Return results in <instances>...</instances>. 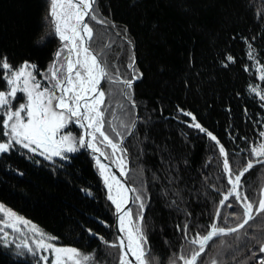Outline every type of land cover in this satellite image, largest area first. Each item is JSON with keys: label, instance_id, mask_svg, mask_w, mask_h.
I'll list each match as a JSON object with an SVG mask.
<instances>
[{"label": "trees", "instance_id": "1", "mask_svg": "<svg viewBox=\"0 0 264 264\" xmlns=\"http://www.w3.org/2000/svg\"><path fill=\"white\" fill-rule=\"evenodd\" d=\"M48 8V0H0V56L6 55L13 65L24 61L37 65L41 70L37 79L58 50V41L44 19ZM98 8L99 17L107 18V23L90 21L96 33L93 47L100 50L110 45L104 48L106 59L114 65L113 71L119 69L120 79L131 77L126 65L133 53L144 74L131 90L137 104L133 110L136 127L121 126V120L132 117H125L118 107L122 85L115 82L102 83L103 89L113 93L111 99L106 98L105 120L125 136L127 180L138 189L133 200L142 192L146 197L144 222L151 251L162 264H168L170 256L183 264L177 257L198 248L189 243L197 232L206 234L213 222L235 227L242 217L219 205L231 188L219 146L189 127L185 122L190 123V117L178 109L192 112L219 139L234 172L254 159L250 149L264 139L259 136L264 131V102L250 86L264 89V81L259 79L255 60L248 58L249 48L242 38H248L264 64V19L257 17L264 12V0H98ZM226 54L236 59L227 68L222 66ZM245 65L250 69L247 72ZM3 87L0 80V90ZM68 156V160L54 157L49 161L19 146L0 154V203L57 237V246L94 253L98 263L109 264L117 250L98 236L116 240L114 214L96 163L85 150ZM263 186L264 165L258 164L242 177L240 191L258 201ZM229 202L234 203V197ZM138 206L139 201L131 204L134 212ZM217 210L220 217L215 215ZM241 212L237 206L236 213ZM184 223L192 230L187 239L176 230L177 224ZM244 231L250 236L255 228L246 226L239 233L214 237L197 264L212 260L252 264L253 245L247 238L238 239ZM0 264L34 263L0 241Z\"/></svg>", "mask_w": 264, "mask_h": 264}, {"label": "snow or ice", "instance_id": "2", "mask_svg": "<svg viewBox=\"0 0 264 264\" xmlns=\"http://www.w3.org/2000/svg\"><path fill=\"white\" fill-rule=\"evenodd\" d=\"M48 6V13L44 19L52 30L50 34L58 36L61 47L56 51L53 61L41 79H37L41 71L37 65L29 61L13 65L6 55L0 56V80L4 81V87L0 90V117H2L0 154L9 153L19 146L52 161L54 157L68 160V154L76 153L80 149H90L95 154L99 174L108 189L107 199L115 206L117 230L123 235L109 242L97 233L91 230L89 232L93 236H98L104 244L119 249L118 264H162L160 258L151 251L148 240V227L144 222L143 211L146 197L142 192L136 195L134 200L130 199L129 193H136L138 189L129 187L126 180L122 179L128 174L125 136L105 120L106 98L111 99L113 93L103 89L102 82L108 84L115 82L122 85L117 93L122 98L118 107L125 117H132L127 122L121 120V126L130 129L136 127L138 121L133 116V110L136 109L137 104L131 90L135 81L141 80L144 74L137 67L136 56L133 53L126 65L132 71V75L120 79L119 69L115 68L113 71L114 65L106 59L108 53L104 48H110V45H105L100 50L93 47L96 33L90 21L101 25L107 23V18L101 19L98 15V0H48ZM257 17L264 19V12H258ZM242 39L249 48L248 58L255 60L256 65L259 66L257 69L260 73L259 79L264 81V64H261L260 59L257 58L256 50L248 38ZM128 43L132 44V41L129 40ZM235 62L233 55L226 54L222 66L227 68ZM244 70L249 71V66L245 65ZM42 80L47 83L42 84ZM250 91L256 93L264 102V89L260 86H250ZM21 94L25 102L14 104L21 98ZM178 111L190 117L191 122H185L189 127L205 134L219 146V153L223 156V171L228 174V183L231 185L227 194L219 201V205L232 208L231 215L242 217V222L237 223L235 227L227 228L213 222L208 226L210 230L206 234L201 235L197 232L189 241L190 244L198 245V248L191 250L189 255H179L177 259L183 261V264H197L201 254L205 253L214 237L239 233L249 226L254 227L255 231L250 236L244 231L243 237L238 239L247 238L248 244L253 245L255 250L249 258L252 264H264V188L261 189V198L258 201L250 200L248 195L240 191L241 179L245 173L258 164L264 165V139L257 146L251 147L250 155L254 159H248L241 170L234 172L229 161V153L219 139L203 127L192 112L183 109ZM106 123H109V128L105 127ZM70 124L83 129V134L77 137L71 131L65 133L64 130ZM259 136L264 138V131H261ZM106 149L111 150V157ZM110 159L119 169V176L111 172L110 164L103 162ZM153 179L158 177L154 176ZM230 197H234V203H226ZM135 201H139V206L134 212L128 205ZM171 203L172 206H177L176 201ZM237 206L242 209L239 214L236 213ZM0 213L3 214L0 215V234H2L0 241L4 245L15 242L9 240L11 233L6 229H11L12 233L28 229L33 234L31 241L25 237L16 244V248L26 249L34 256L39 254L43 264H97L94 253H84L74 247L57 246L55 243L57 237L42 232L25 218L5 208L2 203H0ZM186 215L191 214L186 213ZM215 215L220 217L221 214L217 210ZM223 219L227 220L228 217L225 216ZM257 220L261 221L259 225L255 223ZM176 230L184 232L185 239L192 231L188 223L177 224ZM173 256L176 254L174 253ZM168 264H176V259L170 256ZM211 264H217V261L212 260Z\"/></svg>", "mask_w": 264, "mask_h": 264}, {"label": "rangeland", "instance_id": "3", "mask_svg": "<svg viewBox=\"0 0 264 264\" xmlns=\"http://www.w3.org/2000/svg\"><path fill=\"white\" fill-rule=\"evenodd\" d=\"M49 29H50V26H49ZM52 30L50 29V32H51ZM54 35V34H53ZM55 36V38L57 39V41H58V48H60L61 47V41L58 39V37L56 36V35H54ZM41 79V78H40ZM42 81H44V80H42ZM41 81V82H42ZM47 83V81H44V82H42V84H46ZM103 83V82H102ZM19 101V102H18ZM15 102H18V104L19 103H24L25 102V99L23 98V96H22V94H21V98L20 99H18L17 101H15ZM1 119H2V117H0ZM71 127H75L76 129H77V132H74L73 131V129L71 128ZM69 131H71V133L73 134V135H76L77 137L79 136V135H81V129L79 128V126H77V125H75V124H70L69 126H68V128H66L65 130H64V132L65 133H67V132H69ZM81 150H83V149H81ZM110 154H111V150L110 149H106ZM90 154V153H89ZM37 155H39L38 153H37ZM40 156V155H39ZM92 156V155H91ZM93 157V156H92ZM95 162V161H94ZM96 163V162H95ZM129 163V162H128ZM97 166V165H96ZM127 166V165H126ZM128 169H129V167H128ZM97 170H98V167H97ZM98 172H99V170H98ZM128 172V171H127ZM100 175V174H99ZM101 177V176H100ZM101 180H102V182H103V178L101 177ZM103 185H104V188H105V191H106V197H107V190H106V186H105V184H104V182H103ZM262 188H264V186L262 187ZM109 201V200H108ZM110 202V204H111V206H112V208H114L113 206V204L111 203V201H109ZM6 208V207H5ZM8 209V208H7ZM114 212V211H113ZM0 215H3L2 213H0ZM32 224V223H31ZM32 225H34V224H32ZM39 229V228H38ZM7 231H9L10 233H11V235L9 236V240L10 241H12V240H15V242L14 243H9L8 245H4L3 244V242L1 241V243L4 245V246H6V247H8L12 252H14L15 254H17V255H20L21 257H25V258H29L34 264H43V261H41L40 259H39V254H37L36 256H34L32 253H29V252H27V250L26 249H18V248H16V244H18V243H20V241L22 240V239H24L25 237H27L28 239H29V241H31V239H32V232L31 231H29L28 229H24V231H22V232H16V233H12V230L11 229H6ZM40 230V229H39ZM43 232V231H42ZM0 235H2V234H0ZM33 247H34V245H33ZM116 250L117 251H113V254H114V257H115V259L114 258H112L111 257V259H112V261H110V263L109 264H118V256H119V249L118 248H116ZM23 253V254H20V253ZM50 260H51V257L49 258ZM97 264H100V263H98L97 262ZM208 264H211L210 262L208 263Z\"/></svg>", "mask_w": 264, "mask_h": 264}, {"label": "water", "instance_id": "4", "mask_svg": "<svg viewBox=\"0 0 264 264\" xmlns=\"http://www.w3.org/2000/svg\"><path fill=\"white\" fill-rule=\"evenodd\" d=\"M83 132H84V130L81 129V135L83 134ZM83 150H85V151H87L88 153H90V154L93 156L94 161H95V154H93L92 151H91L90 149H83ZM101 159L103 160V158H101ZM103 162L106 163V164H110V170H112V172L116 173V175L119 176V169L116 167L115 164H112V163H111V160H107V161H103ZM128 166H129V163H128V161H127V166H126L127 171H128ZM122 179L126 180L127 185H128L129 187L132 188L131 184H130V183L128 182V180H127V176L124 177V178H122ZM129 196H130V199L133 200V193H129ZM131 204H132V203H130L128 206L131 207ZM113 207H114V208H113V211H114V212H113V214H114V219H113V230H114V232H115V236H116V238H117V236H121V235H123V234H122V233H119L118 230H117V227H116V225H117V217H116V215H115V206H113Z\"/></svg>", "mask_w": 264, "mask_h": 264}, {"label": "bare ground", "instance_id": "5", "mask_svg": "<svg viewBox=\"0 0 264 264\" xmlns=\"http://www.w3.org/2000/svg\"><path fill=\"white\" fill-rule=\"evenodd\" d=\"M58 37V36H57ZM59 39V38H58ZM111 172H112V170H111ZM106 190H107V196H108V189L106 188Z\"/></svg>", "mask_w": 264, "mask_h": 264}]
</instances>
